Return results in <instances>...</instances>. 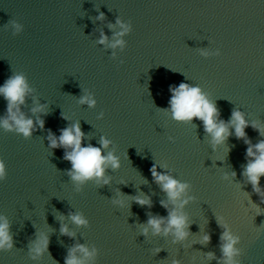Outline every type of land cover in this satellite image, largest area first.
<instances>
[{
    "label": "water",
    "instance_id": "obj_1",
    "mask_svg": "<svg viewBox=\"0 0 264 264\" xmlns=\"http://www.w3.org/2000/svg\"><path fill=\"white\" fill-rule=\"evenodd\" d=\"M117 19L130 31L117 36ZM117 39L123 44L112 47ZM14 75L30 89L20 109L35 130L25 137L14 124L0 126V224L7 221L13 245L0 249V264H64L76 245L96 250L91 258L75 253L84 264H225V226L240 238L237 264H264V203L242 175L249 145L228 125L232 134L214 150L203 122L175 120L169 103L170 88L199 87L219 119L227 124L239 110L249 123L246 139L264 140L251 126L264 129V0H0V87ZM84 96L95 104L81 103ZM39 105L47 115L31 111ZM7 118L0 95V120ZM77 123L82 146L101 147L103 137L111 143L102 154L120 164L79 191L65 149L48 146L49 130L58 137ZM153 164L191 185L187 196L195 199L179 209L190 233L183 241L142 233L150 216L175 207L153 180ZM135 196L150 198L151 207ZM121 198L125 207L113 203ZM74 214L88 223L76 225ZM41 234L47 249L33 259ZM205 234L210 243L201 242Z\"/></svg>",
    "mask_w": 264,
    "mask_h": 264
},
{
    "label": "clouds",
    "instance_id": "obj_2",
    "mask_svg": "<svg viewBox=\"0 0 264 264\" xmlns=\"http://www.w3.org/2000/svg\"><path fill=\"white\" fill-rule=\"evenodd\" d=\"M103 13L101 12L97 19H102ZM120 24L123 32L117 33V36H121L126 32L130 31V26L120 22L119 19L116 21ZM17 32L21 30L20 26L17 25ZM107 37L102 34L100 43H104ZM123 44L122 40L117 39L112 47ZM172 97L169 101L173 118L177 121H192L194 118L199 119L203 122L204 130L206 133L211 135L213 142V149L217 145L223 144L226 139L232 134L229 130L231 125L235 130V136L237 139H244L245 144L249 145L247 148L246 158H250L246 167L244 168L242 175L247 177L248 183L252 186V192L260 197L261 203H264V188L260 186V179L264 176V140H260L255 145L251 144V141L246 139L247 133L245 129L249 126L248 121L245 119L244 114L239 110H234L231 114V119L225 123L224 120L219 119V111L215 104L210 103L205 95L201 93L199 87H190L186 83H180L179 87L170 88ZM30 91L26 79L23 75L10 76L0 87V95H3L7 101V112L8 118L0 120V126L7 130H11L13 124L15 130L22 133L25 137L32 134L34 129V121L31 118H25V115L21 112L20 105L25 103V97ZM81 103H88L89 106H93L95 101L90 96H84L81 98ZM15 109V111H13ZM33 113L42 112L47 115L46 106L39 105L31 109ZM219 120V122H217ZM11 121L12 123H10ZM35 124L39 126L40 130L45 127V121L43 119H37ZM256 129L260 135L264 136V129L260 128L258 124L253 123L251 125ZM84 133L81 131L79 124H74L70 127H66L60 130V135L57 137L49 130L48 135V146L52 149L64 148L65 149V160L71 163V170L68 171V175L74 182H77V190L79 191V185L90 179L99 180L104 177L105 168L111 166L113 169L120 167L118 158L112 153L108 152L107 155L102 154L104 149H107L111 143L105 138H101V147H94L88 145L87 147L82 146ZM169 140L174 142L173 137H169ZM68 149H71L69 151ZM255 149V151H254ZM153 180L161 186L162 190L167 194L168 200L175 206L172 211L164 216H150L147 221V226L142 227V233L147 235L149 229L152 230L153 235H158L163 232L164 235L172 233L175 237L174 242L183 241L189 235L187 217L179 212L190 200H194V196H187L191 185L185 182H180L167 174H162L157 170V166L153 164L150 169ZM233 179L236 177V172L231 173ZM6 168L3 161H0V180L5 179ZM227 179V176L225 177ZM110 178L103 179V183L106 185L109 183ZM182 195L187 196V199L181 201ZM135 203L140 206L151 207L150 198H142L141 196L133 197ZM178 201H181L179 204ZM114 204L125 207V200L123 198L116 199L113 201ZM161 206L168 207L167 203L161 201ZM3 219V217H0ZM70 219L76 225H86L88 221L83 217L82 214L70 215ZM166 221V226H165ZM163 226V227H162ZM61 233L64 235H74L69 233L66 226L61 227ZM239 237H234L230 231L225 230L222 233L221 240L224 241L222 244L223 257L226 258L225 264H237L234 257L241 254V250L237 249L235 245L239 242ZM12 237L9 235V225L5 220L4 223L0 224V249L7 246L8 249L12 248ZM202 243H210V234H205L202 238ZM48 245V238L41 234L39 240L36 242L35 247L31 249L35 253L33 259L36 256L41 255ZM79 251L83 253L84 257L91 258L96 254V250L93 249L89 252L84 245L74 246L65 258L64 264H84V261L78 259L75 253ZM159 248L155 249L154 252L158 253ZM209 259L214 258L213 253L207 254ZM172 264H180L179 260H173Z\"/></svg>",
    "mask_w": 264,
    "mask_h": 264
}]
</instances>
